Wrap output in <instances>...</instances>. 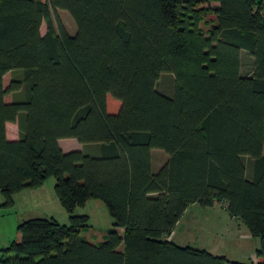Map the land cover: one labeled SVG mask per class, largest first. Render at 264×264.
Returning a JSON list of instances; mask_svg holds the SVG:
<instances>
[{
  "label": "trees",
  "instance_id": "16d2710c",
  "mask_svg": "<svg viewBox=\"0 0 264 264\" xmlns=\"http://www.w3.org/2000/svg\"><path fill=\"white\" fill-rule=\"evenodd\" d=\"M52 9L71 15L74 34ZM12 73L22 76L5 88ZM164 74L172 96L157 89ZM61 139L100 155L65 153ZM154 149L169 156L157 173ZM50 179L68 223L23 222L0 264H254L175 244L194 204L222 205L260 240L264 264V0H0L1 207ZM90 200L115 227L97 245L82 236L89 217L74 214Z\"/></svg>",
  "mask_w": 264,
  "mask_h": 264
},
{
  "label": "rangeland",
  "instance_id": "374dc122",
  "mask_svg": "<svg viewBox=\"0 0 264 264\" xmlns=\"http://www.w3.org/2000/svg\"><path fill=\"white\" fill-rule=\"evenodd\" d=\"M42 1L47 2L48 0ZM211 18L206 19L205 30L208 29ZM52 19L55 25L59 20L70 34H74L77 30L73 18L67 11L52 9ZM45 32L46 24L44 23L41 29L42 35ZM16 72L22 73L23 71L17 70ZM21 76L19 73L8 74L4 77L5 88L9 87L12 79ZM163 78H171L172 88L174 87L173 77L170 74H164ZM13 96L8 95L6 101L10 102L16 98ZM116 103L120 104L119 101L110 99V113H114L112 109H117ZM7 133L10 138H19L18 124H9ZM247 159L248 157H245V160ZM249 172L248 170V174ZM54 184V179H50L40 191H24L23 194L16 197V204L12 209L1 207L4 201L0 195V251L21 241L19 228L23 222L29 219L54 218L61 224L68 223L69 213L57 198ZM187 212L173 236L175 244L205 250L216 256H225L230 261L250 263L254 258V264L260 263L256 257L260 246L259 240L248 237L247 227L239 220L231 218L222 205L202 208L198 204H194ZM74 214L89 217L88 228L82 230V236L94 245L104 242L108 232L115 229L114 221L106 205L100 200L88 201L84 207L77 208ZM3 255L7 254L3 253Z\"/></svg>",
  "mask_w": 264,
  "mask_h": 264
},
{
  "label": "crops",
  "instance_id": "0c3cea01",
  "mask_svg": "<svg viewBox=\"0 0 264 264\" xmlns=\"http://www.w3.org/2000/svg\"><path fill=\"white\" fill-rule=\"evenodd\" d=\"M253 68H254L253 58L246 51H242L241 52V74L244 76H250L253 73ZM157 89H158V91H160L161 93H163L167 96H172L173 88H172V84H171V78H163V76H162L157 83ZM110 99H112V98H109V100H108V109L110 106ZM116 105H117V109L116 110L112 109L114 112L113 114H116L119 111L120 106H121V104H118V103H116ZM8 125L9 124H7V127H8ZM8 138L10 140H17L18 139V138H10L9 135H8ZM59 146L62 149V151L65 153H68L71 151H81L82 153L89 155V156H99L100 155V146L99 145H84V144L79 143L76 139H61V140H59ZM168 160H169V156L163 150H159V149L152 150V169H153V172L157 173L168 162ZM248 168L251 169V161L247 162V166H246V175L248 176V178H251V174L250 173L248 174ZM43 188H41V189H43ZM41 189L36 190V192L40 191ZM21 194H23V193H21ZM20 195H18V196H20ZM187 213L188 212H186L185 215H187ZM185 215H184V217H185ZM183 218H182V220H183ZM181 221L176 226L173 236H175L177 228L181 225ZM120 232H123V230H120ZM248 237H251V235L249 234ZM259 242H260V240H259ZM258 249H260V246ZM253 259H252V261H253ZM257 259L259 260V258H257Z\"/></svg>",
  "mask_w": 264,
  "mask_h": 264
}]
</instances>
